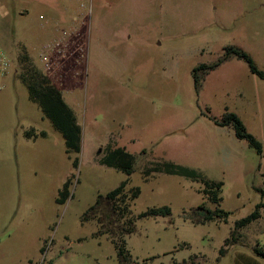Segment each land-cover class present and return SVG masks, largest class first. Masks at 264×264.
Wrapping results in <instances>:
<instances>
[{"label":"rangeland","instance_id":"obj_1","mask_svg":"<svg viewBox=\"0 0 264 264\" xmlns=\"http://www.w3.org/2000/svg\"><path fill=\"white\" fill-rule=\"evenodd\" d=\"M72 25L67 57L45 72L38 49ZM0 46L11 60L0 90V264H129L105 201L124 180L140 190L124 235L133 264H264L255 255L264 250V78L236 57L210 70L199 92L192 78L228 46L264 72V0H0ZM41 76L74 111L79 152L66 151L29 97L23 77ZM229 112L262 154L214 121ZM115 147L133 154L130 174L101 162ZM164 160L200 179L145 173ZM202 179L221 183L208 188L218 201ZM201 203L227 216L197 222ZM166 205L169 215L140 216Z\"/></svg>","mask_w":264,"mask_h":264},{"label":"trees","instance_id":"obj_2","mask_svg":"<svg viewBox=\"0 0 264 264\" xmlns=\"http://www.w3.org/2000/svg\"><path fill=\"white\" fill-rule=\"evenodd\" d=\"M233 57L244 59L250 70L257 74L259 77L264 78V72L257 68L251 57L243 50L238 47L228 46L225 50L224 55L219 58L216 62L211 64H200L192 69V78L194 82V87L197 92L200 91L202 87V82L205 75L209 73L210 70L214 69L221 62L229 60ZM24 83L28 88L29 97L34 102L38 103L41 110L48 119L51 120L53 126L61 132L64 137L67 152H79L80 151V141H81V127L77 121L74 111L68 106L62 97L60 90L52 83V81L45 76L41 78H31L25 79L23 77ZM217 124L220 125H230L235 135L246 140L250 146H252L258 154H262L263 148L262 143L250 132H248L241 121V119L233 112L227 113L221 121L215 120ZM30 132V134L28 133ZM37 136L36 133L27 131L26 134L31 136ZM40 135L44 136L45 132L41 131ZM101 162L108 166H112L119 170L130 174L133 170L134 156L130 152L126 151L122 147L107 148L105 155L102 156ZM77 163V159L74 164ZM163 171L167 174H175L187 176L192 179H200L199 174L196 170L189 168L187 166L175 163L171 160H164L157 163L154 166L148 167L145 170L146 174L152 172ZM206 185L204 192L205 197L212 201H218L220 198L217 195L218 190L210 191V187L216 186L220 189L221 183L214 182L207 179H202ZM70 179H67L62 188L59 191V202H63L68 195V186ZM127 180L122 181L118 186L110 190L105 197L106 205L111 213V220L109 221L112 226L116 229L113 230V236H117V241L115 244L117 246L118 255L121 259L129 264H133V260L127 248L125 247L124 235L131 233L135 229V218L130 214L131 203L137 198L139 194L138 187L126 188ZM197 216V222H205L210 220H215L217 218H224L227 216V211L221 209H206L205 204L201 203L197 206L194 211ZM171 213L169 206L161 207H151L147 211L140 214L144 215H169ZM256 217V213L241 219L237 222V226H241L246 222L250 221L252 218ZM116 223V225L114 224ZM118 231V234L116 233ZM255 255L259 258L264 259V250L255 249Z\"/></svg>","mask_w":264,"mask_h":264},{"label":"built area","instance_id":"obj_3","mask_svg":"<svg viewBox=\"0 0 264 264\" xmlns=\"http://www.w3.org/2000/svg\"><path fill=\"white\" fill-rule=\"evenodd\" d=\"M78 28L72 25L68 28H60L56 31L53 39L42 44L37 53V61L47 73L60 64V61L67 57L69 46L77 37ZM11 70V60L0 46V90L3 87V80Z\"/></svg>","mask_w":264,"mask_h":264},{"label":"crops","instance_id":"obj_4","mask_svg":"<svg viewBox=\"0 0 264 264\" xmlns=\"http://www.w3.org/2000/svg\"><path fill=\"white\" fill-rule=\"evenodd\" d=\"M50 39V38H49ZM47 41V40H46ZM39 50V49H38Z\"/></svg>","mask_w":264,"mask_h":264}]
</instances>
